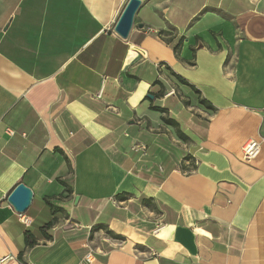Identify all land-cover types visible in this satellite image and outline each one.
<instances>
[{
  "label": "crops",
  "instance_id": "1",
  "mask_svg": "<svg viewBox=\"0 0 264 264\" xmlns=\"http://www.w3.org/2000/svg\"><path fill=\"white\" fill-rule=\"evenodd\" d=\"M127 1L0 0V264H264V0Z\"/></svg>",
  "mask_w": 264,
  "mask_h": 264
},
{
  "label": "water",
  "instance_id": "2",
  "mask_svg": "<svg viewBox=\"0 0 264 264\" xmlns=\"http://www.w3.org/2000/svg\"><path fill=\"white\" fill-rule=\"evenodd\" d=\"M141 5V0H128L121 14L116 20L113 30L121 38L126 39L133 27L134 16ZM148 97H151L149 95ZM33 191L24 183H18L8 194L7 202L18 214H23L31 205ZM77 200V196L75 198Z\"/></svg>",
  "mask_w": 264,
  "mask_h": 264
},
{
  "label": "built area",
  "instance_id": "3",
  "mask_svg": "<svg viewBox=\"0 0 264 264\" xmlns=\"http://www.w3.org/2000/svg\"><path fill=\"white\" fill-rule=\"evenodd\" d=\"M137 55V53H136ZM135 150H144L145 146L144 145H135L132 147ZM261 150V141L256 140V139H248L246 140L242 146H241V155L242 159L246 161L253 160L256 158ZM19 218L23 220L24 222L26 221V218L24 217L23 214H18ZM5 258H1L0 262H2ZM83 260L85 261L86 264H92L93 263V258L90 253H87L84 257Z\"/></svg>",
  "mask_w": 264,
  "mask_h": 264
}]
</instances>
